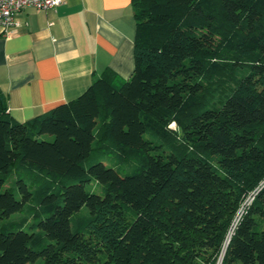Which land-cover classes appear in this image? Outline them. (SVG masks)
<instances>
[{
  "label": "trees",
  "instance_id": "obj_1",
  "mask_svg": "<svg viewBox=\"0 0 264 264\" xmlns=\"http://www.w3.org/2000/svg\"><path fill=\"white\" fill-rule=\"evenodd\" d=\"M131 5L128 78L0 90V264H264V0Z\"/></svg>",
  "mask_w": 264,
  "mask_h": 264
},
{
  "label": "crops",
  "instance_id": "obj_2",
  "mask_svg": "<svg viewBox=\"0 0 264 264\" xmlns=\"http://www.w3.org/2000/svg\"><path fill=\"white\" fill-rule=\"evenodd\" d=\"M14 18L0 27V90L18 121L76 98L106 69L124 79L133 70L131 0H62Z\"/></svg>",
  "mask_w": 264,
  "mask_h": 264
},
{
  "label": "built area",
  "instance_id": "obj_3",
  "mask_svg": "<svg viewBox=\"0 0 264 264\" xmlns=\"http://www.w3.org/2000/svg\"><path fill=\"white\" fill-rule=\"evenodd\" d=\"M62 0H0V27L6 33L17 25L15 15L31 6L42 10L59 5Z\"/></svg>",
  "mask_w": 264,
  "mask_h": 264
}]
</instances>
